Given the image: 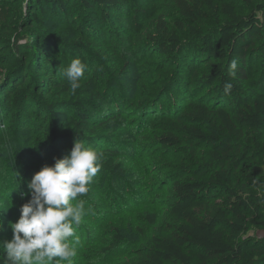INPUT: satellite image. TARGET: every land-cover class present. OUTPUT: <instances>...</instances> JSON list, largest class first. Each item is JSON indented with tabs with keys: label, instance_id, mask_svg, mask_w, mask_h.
Returning a JSON list of instances; mask_svg holds the SVG:
<instances>
[{
	"label": "rangeland",
	"instance_id": "rangeland-1",
	"mask_svg": "<svg viewBox=\"0 0 264 264\" xmlns=\"http://www.w3.org/2000/svg\"><path fill=\"white\" fill-rule=\"evenodd\" d=\"M222 3L231 4L241 15L254 12L249 0H216L215 11L204 7L201 26H214L224 19ZM150 6L153 14H140L139 30L133 28L130 11ZM6 8V17L0 15V89L9 80L18 89L11 105H4L0 98V240L12 238L8 224L18 219L20 207L30 199L27 184L34 173L67 155L77 139L102 154V167L90 191L79 198L87 214L76 227L79 242L73 264H140L152 238L175 224L170 202L178 170L188 169L186 176L197 179L195 171L204 152L215 149L206 142L193 147L164 145L159 139L165 130L150 124L168 116L182 126L210 130L204 123H188L178 116L188 100L202 93H184L175 84V77L187 68L160 52L148 38L160 17L168 25L177 18L174 0H141L140 5L125 0L121 6L93 7L89 12L74 1L67 16L47 21L32 20L26 0H12ZM44 56L56 59L58 66L51 77L55 86L36 91L44 82L39 71ZM76 58L87 69L80 87L73 91L62 73ZM21 83L30 86L27 96ZM79 99L91 126L81 132L86 138L76 136L74 125L60 123L48 111L51 107L79 120L74 104ZM114 117L116 121H108ZM236 129L243 146L256 156L240 159L231 175L232 187L240 192L246 186L247 195L258 196L264 203V176L254 171L262 167L264 173V153L256 140V135H264V128ZM108 158L116 166L114 173L103 168ZM209 197L221 201L226 195L216 190ZM259 221L239 237L238 264H264V219ZM218 230L232 243L226 223ZM185 252L191 264H202L197 248L189 245Z\"/></svg>",
	"mask_w": 264,
	"mask_h": 264
},
{
	"label": "trees",
	"instance_id": "trees-1",
	"mask_svg": "<svg viewBox=\"0 0 264 264\" xmlns=\"http://www.w3.org/2000/svg\"><path fill=\"white\" fill-rule=\"evenodd\" d=\"M12 0H0V15L6 17V6ZM77 1L87 12L93 7L98 9L121 6L125 0H26L27 10L32 20L47 21L52 16L65 17L69 5ZM140 5L141 0H128ZM216 0H174L178 11L171 24L160 17L154 33H149L150 42L163 54L178 61L187 72L177 75L176 85L183 92L202 93L196 100H188L179 110V117L188 123H204L209 127L203 132L194 127H185L172 121L168 116L153 120L165 130L160 137L164 145L178 143L196 146L206 142L214 150L204 152L202 161L197 165V179L186 176L188 169H179L172 182L170 210L175 224L160 235L152 238L150 246L140 257V264H191L185 248L189 245L199 250L202 264H238L242 255V241L239 237L252 226L261 224L264 219V203L254 195H247L248 188L241 191L232 187V173L240 159L255 157L253 152L243 146L241 133L236 126L251 130L264 128V0H249L254 12L241 15L228 3H222L219 20L214 26H201L205 19L204 7L216 10ZM154 8L150 6L141 12L130 11V23L139 30V15L149 16ZM39 71L44 76L42 88H53L54 66L56 59L44 56ZM235 60V74L230 69ZM11 80L2 84L0 98L4 105H11L17 84L10 88ZM226 83L232 85L225 92ZM24 96L30 86L21 83ZM25 89V90H24ZM204 90V92H201ZM81 119L74 121L64 113L48 111L53 119L64 125H74L79 138H86L81 132L90 127L87 113L82 106L83 100L74 102ZM116 117L111 118V123ZM106 121V122H108ZM105 122V123H106ZM264 135H256L259 148L264 153ZM112 159L103 162V168L114 173ZM254 171L264 176L262 167ZM213 172V173H212ZM221 190L226 197L221 201H211L209 193ZM208 195V196H207ZM253 214V215H252ZM257 216V219L254 217ZM226 223L229 230L228 243L218 230ZM118 241V239H117Z\"/></svg>",
	"mask_w": 264,
	"mask_h": 264
},
{
	"label": "clouds",
	"instance_id": "clouds-1",
	"mask_svg": "<svg viewBox=\"0 0 264 264\" xmlns=\"http://www.w3.org/2000/svg\"><path fill=\"white\" fill-rule=\"evenodd\" d=\"M236 68L233 60V75ZM86 69L87 65L76 58L63 71L73 91L80 87ZM231 87L226 83L225 92ZM101 155L76 139L67 155L34 173L27 184L30 199L20 207L18 219L8 224L12 238L0 240V264H73L79 242L76 227L87 214L79 198L90 191L100 172Z\"/></svg>",
	"mask_w": 264,
	"mask_h": 264
}]
</instances>
